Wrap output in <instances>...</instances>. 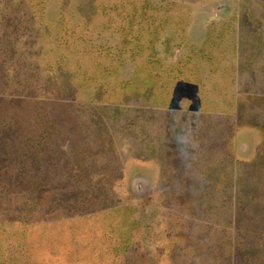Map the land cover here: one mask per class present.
Instances as JSON below:
<instances>
[{
	"label": "rangeland",
	"instance_id": "obj_1",
	"mask_svg": "<svg viewBox=\"0 0 264 264\" xmlns=\"http://www.w3.org/2000/svg\"><path fill=\"white\" fill-rule=\"evenodd\" d=\"M24 3L0 264H264V0Z\"/></svg>",
	"mask_w": 264,
	"mask_h": 264
},
{
	"label": "crops",
	"instance_id": "obj_2",
	"mask_svg": "<svg viewBox=\"0 0 264 264\" xmlns=\"http://www.w3.org/2000/svg\"><path fill=\"white\" fill-rule=\"evenodd\" d=\"M25 3L24 0H0V71L7 66L11 55V43H25ZM35 10H33L32 23L36 24ZM13 13V15H11ZM22 38V40L20 39ZM19 55V50H14ZM4 55L6 57L4 58ZM2 75V73H0Z\"/></svg>",
	"mask_w": 264,
	"mask_h": 264
},
{
	"label": "trees",
	"instance_id": "obj_3",
	"mask_svg": "<svg viewBox=\"0 0 264 264\" xmlns=\"http://www.w3.org/2000/svg\"><path fill=\"white\" fill-rule=\"evenodd\" d=\"M248 18V16H247ZM248 20H250V16L248 18ZM243 17V21L242 22H246L248 21ZM258 44V43H257ZM257 48V47H256ZM10 137V135H6V136H1L0 137V164L4 161V156H5V146L6 144L9 142L8 138ZM26 149H29V147H27ZM25 155L29 157V159L33 162H35L34 157H30V155L28 154L29 152L25 151ZM34 164V163H33ZM25 170V169H24ZM34 169H31V171H22V169H16L14 171H12L10 173V175L8 176V181L6 186L11 190V189H15L16 187H19L21 184H24L26 181V178L29 176L32 179H36V175L35 173H33ZM1 171V169H0ZM29 188H34V184H28Z\"/></svg>",
	"mask_w": 264,
	"mask_h": 264
}]
</instances>
